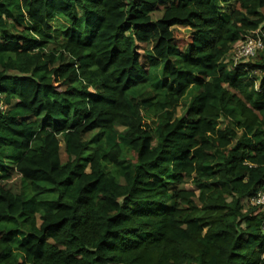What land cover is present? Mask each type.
I'll return each mask as SVG.
<instances>
[{
    "label": "trees",
    "instance_id": "1",
    "mask_svg": "<svg viewBox=\"0 0 264 264\" xmlns=\"http://www.w3.org/2000/svg\"><path fill=\"white\" fill-rule=\"evenodd\" d=\"M258 31L264 0H0V264H264Z\"/></svg>",
    "mask_w": 264,
    "mask_h": 264
},
{
    "label": "built area",
    "instance_id": "2",
    "mask_svg": "<svg viewBox=\"0 0 264 264\" xmlns=\"http://www.w3.org/2000/svg\"><path fill=\"white\" fill-rule=\"evenodd\" d=\"M264 33L256 32L253 35L250 33L245 34L243 39L236 43L233 48V61L244 62L254 57L255 54L262 50L264 47ZM4 109V106L0 103V111ZM251 204L261 207L264 212V187L257 192V194L251 199Z\"/></svg>",
    "mask_w": 264,
    "mask_h": 264
},
{
    "label": "rangeland",
    "instance_id": "3",
    "mask_svg": "<svg viewBox=\"0 0 264 264\" xmlns=\"http://www.w3.org/2000/svg\"><path fill=\"white\" fill-rule=\"evenodd\" d=\"M162 11H158V12H156V13H154L153 14V18H155L159 13H161ZM182 34H183V32H182ZM184 44V37H181V39L179 40V46H181V45H183ZM143 48V47H142ZM139 53H140V55H141V63H144V58H143V51H142V49L140 48V50H139ZM245 63H247V61H245ZM181 107H183V106H180L179 107V109L181 110ZM180 110H179V113H180ZM184 188H186V189H193V187L191 186V185H184L183 186Z\"/></svg>",
    "mask_w": 264,
    "mask_h": 264
},
{
    "label": "clouds",
    "instance_id": "4",
    "mask_svg": "<svg viewBox=\"0 0 264 264\" xmlns=\"http://www.w3.org/2000/svg\"><path fill=\"white\" fill-rule=\"evenodd\" d=\"M243 37H244V36H243ZM233 46H234V45H233ZM252 58H253V57H252ZM250 59H251V58H250ZM250 59H249V60H250ZM249 60H248V61H249Z\"/></svg>",
    "mask_w": 264,
    "mask_h": 264
}]
</instances>
